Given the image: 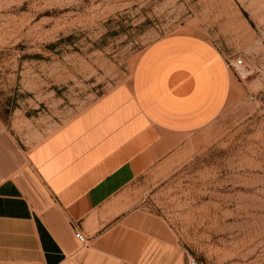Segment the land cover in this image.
Here are the masks:
<instances>
[{
    "label": "rangeland",
    "instance_id": "rangeland-1",
    "mask_svg": "<svg viewBox=\"0 0 264 264\" xmlns=\"http://www.w3.org/2000/svg\"><path fill=\"white\" fill-rule=\"evenodd\" d=\"M191 36L248 77L207 127L132 185L197 264H264V0H0V122L31 150Z\"/></svg>",
    "mask_w": 264,
    "mask_h": 264
},
{
    "label": "crops",
    "instance_id": "crops-1",
    "mask_svg": "<svg viewBox=\"0 0 264 264\" xmlns=\"http://www.w3.org/2000/svg\"><path fill=\"white\" fill-rule=\"evenodd\" d=\"M238 91L211 44L173 36L148 48L131 84L31 150L0 122V264H187L165 225L131 203V187Z\"/></svg>",
    "mask_w": 264,
    "mask_h": 264
},
{
    "label": "built area",
    "instance_id": "built-area-1",
    "mask_svg": "<svg viewBox=\"0 0 264 264\" xmlns=\"http://www.w3.org/2000/svg\"><path fill=\"white\" fill-rule=\"evenodd\" d=\"M227 67L232 68L236 73V76L240 80L247 79L248 73L243 59L238 58L233 61H229L227 62ZM75 237L78 239L81 245L87 244V240L85 239V237L83 236L82 232L79 229H75ZM187 264H197V263L193 259H188Z\"/></svg>",
    "mask_w": 264,
    "mask_h": 264
}]
</instances>
